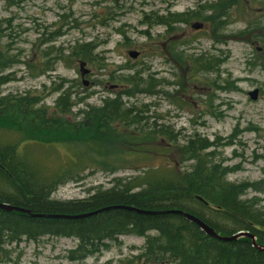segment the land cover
<instances>
[{
  "label": "rangeland",
  "instance_id": "obj_1",
  "mask_svg": "<svg viewBox=\"0 0 264 264\" xmlns=\"http://www.w3.org/2000/svg\"><path fill=\"white\" fill-rule=\"evenodd\" d=\"M216 1L0 0V28H6L0 32V52L6 51L13 63L1 73L10 81L0 86V95H35L52 109L61 92L56 89L64 83L62 88L81 99L72 108L75 112L130 91L131 85L119 78L135 71L143 82L156 81L151 89L143 84L133 97H120L145 111L149 123L164 126L161 140L150 142L145 152L131 154L130 163L115 165V171L101 164L86 166L84 177L61 183L53 199L82 198L109 187L114 177L129 179L156 167L186 170L193 161L185 158L181 146L193 137L212 143L206 150L212 153L213 163L234 169L227 180H263L264 0H232L234 4L220 6L221 24L215 27L209 6ZM190 11L211 18L175 23L174 29L151 22L155 14ZM194 20L202 21L203 29L191 28ZM87 42L93 44L84 60L89 72L81 77L70 47ZM130 50L139 55L131 58ZM200 55L212 62L209 69L198 66L195 58ZM254 89L258 95L252 100L248 92ZM15 139L0 130L1 142ZM116 146L101 142L97 148L102 153ZM27 147L41 167L50 169L71 155V147L62 145ZM242 198H257L255 207L264 211V188H248ZM144 242L142 236L121 235L107 250L77 261L68 258L77 246L75 238L23 239L0 248V264H145L143 259L138 263L133 259Z\"/></svg>",
  "mask_w": 264,
  "mask_h": 264
},
{
  "label": "trees",
  "instance_id": "obj_2",
  "mask_svg": "<svg viewBox=\"0 0 264 264\" xmlns=\"http://www.w3.org/2000/svg\"><path fill=\"white\" fill-rule=\"evenodd\" d=\"M229 3L234 1L218 0L209 6L214 12L215 27L221 24L220 6L226 8ZM198 18L210 20L211 16L201 17L197 11L167 12L152 15L151 22L174 29L175 23ZM92 48L90 42L78 43L70 47L69 55L84 61ZM4 53L0 52V86L10 81L1 73L13 64L8 53ZM202 58L201 55L195 58L198 66L209 69L212 62ZM138 75L135 71L119 78L131 85L130 91L103 98L99 106L86 104L87 108L75 112L72 108L81 99L73 98L70 90L62 88L64 83L56 89L61 92L52 109L40 104L35 95H0V130L16 136L13 142L0 141V202L31 213L0 209V248L44 236L75 238L77 246L68 255L75 260L107 250L119 236L131 234L145 238L141 252L133 257L137 263L143 259L145 264H264V251L250 239L219 240L183 216L166 212L173 209L188 212L222 235L248 231L264 248V211L255 207L257 198H242L248 188L261 191L264 178L253 183L227 181L225 175L234 169L213 163L212 153L206 150L212 143L205 137L189 138L181 146L185 158L193 161L186 170L156 167L129 179L114 177L109 187L97 188L86 197L71 200L51 197L66 180L83 178L82 173L90 165L101 164L115 171V165L130 163L131 154L145 152L150 142L162 138L163 125L149 123L145 111L121 100L122 96L133 97L135 89L140 92L138 88L143 84L146 89L155 85L154 79L143 82ZM143 107L147 109L146 105ZM101 142L117 146L101 153L97 148ZM32 143L51 148L71 147V155L55 169L41 167L27 150ZM102 208L106 209L83 217L41 216H75ZM228 223L231 225L227 226Z\"/></svg>",
  "mask_w": 264,
  "mask_h": 264
},
{
  "label": "water",
  "instance_id": "obj_3",
  "mask_svg": "<svg viewBox=\"0 0 264 264\" xmlns=\"http://www.w3.org/2000/svg\"><path fill=\"white\" fill-rule=\"evenodd\" d=\"M113 1H119V0H113ZM190 26H191V28L197 30V29H201L203 27V23L201 21H193V22H191ZM128 55L131 58H136L139 55V52L130 50V51H128ZM78 67H79V73H80L81 77H84V75L89 72V69L86 68V62H84V61H79L78 62ZM84 84H86V81H84ZM248 95H249L250 99H252V100L256 99V97L258 95V89H254V90L249 91ZM0 209H4L6 211H19L21 213L31 214L30 211H28V210H26L24 208H21V207H18V206H13V205H10V204L4 203V202H0ZM103 209H106V208H102V209H99L97 211L83 213V214H79V215H75V216H66V215H59V214H57V215L42 214L41 216L75 218V217L87 216V215H90L92 213H96L98 211H102ZM129 209H131V208H129ZM132 209L136 210L137 212L150 213V214H155L156 213V212L140 211V210H137V209H134V208H132ZM166 212L173 213V214H179V215L183 216L187 220L195 223L205 234H207V235H209L211 237H214L216 239L223 240V241H229V240L238 239L240 237H245V238L250 239L254 246H256L260 250L264 251V248L260 247L256 243L255 236L253 234H251L250 232H248V231L241 230V231H238L237 233H235L234 235H230V236L229 235H222V234H219L214 228H212L208 224H206L203 220H201L197 216L192 215V214H190L188 212H185V211H182V210H178V209H173V210L166 211ZM32 215H34V214H32ZM37 215H40V214H37Z\"/></svg>",
  "mask_w": 264,
  "mask_h": 264
},
{
  "label": "bare ground",
  "instance_id": "obj_4",
  "mask_svg": "<svg viewBox=\"0 0 264 264\" xmlns=\"http://www.w3.org/2000/svg\"><path fill=\"white\" fill-rule=\"evenodd\" d=\"M227 175V174H226ZM226 175H225V179H226ZM227 180V179H226ZM227 181H229V180H227ZM230 182H232V181H230ZM235 183V182H234ZM5 193H9V192H3V194H5ZM86 197V196H85ZM92 214H94V213H92ZM91 215V214H90ZM23 240V239H22ZM102 252V251H101ZM101 252H99V253H95V254H92V255H87V256H85V257H78V258H75V260H77V261H79V260H84L85 258H87V257H89V256H94V255H98V254H100Z\"/></svg>",
  "mask_w": 264,
  "mask_h": 264
},
{
  "label": "flooded vegetation",
  "instance_id": "obj_5",
  "mask_svg": "<svg viewBox=\"0 0 264 264\" xmlns=\"http://www.w3.org/2000/svg\"><path fill=\"white\" fill-rule=\"evenodd\" d=\"M198 30H201V29H198Z\"/></svg>",
  "mask_w": 264,
  "mask_h": 264
}]
</instances>
